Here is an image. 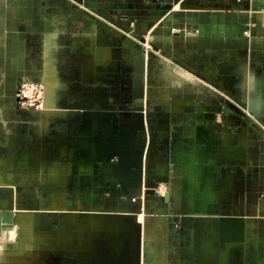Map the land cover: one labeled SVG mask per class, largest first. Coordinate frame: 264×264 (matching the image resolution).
<instances>
[{
	"label": "crops",
	"instance_id": "obj_1",
	"mask_svg": "<svg viewBox=\"0 0 264 264\" xmlns=\"http://www.w3.org/2000/svg\"><path fill=\"white\" fill-rule=\"evenodd\" d=\"M253 1L0 0V238L18 226L0 264H82L71 230L96 240L119 211L156 264H264ZM26 82L43 111L17 108Z\"/></svg>",
	"mask_w": 264,
	"mask_h": 264
},
{
	"label": "rangeland",
	"instance_id": "obj_2",
	"mask_svg": "<svg viewBox=\"0 0 264 264\" xmlns=\"http://www.w3.org/2000/svg\"><path fill=\"white\" fill-rule=\"evenodd\" d=\"M257 1H253L254 5H257ZM118 217L120 221L117 226L103 229L96 240L85 243L78 240L81 234L92 233L88 227L76 226L71 230L65 242L71 255L75 256V261L79 260L82 264H156L157 258L153 251H156V244L147 242L153 239L155 232L147 228L143 215L134 216V221L129 219L127 224L122 221L126 217L124 213L119 211ZM205 228L199 227L202 232ZM82 251L84 258H78Z\"/></svg>",
	"mask_w": 264,
	"mask_h": 264
},
{
	"label": "built area",
	"instance_id": "obj_3",
	"mask_svg": "<svg viewBox=\"0 0 264 264\" xmlns=\"http://www.w3.org/2000/svg\"><path fill=\"white\" fill-rule=\"evenodd\" d=\"M252 1V0H240ZM264 17V7L260 10ZM147 49L150 45L145 44ZM46 88L42 83H21L16 92V106L24 111H43L45 109Z\"/></svg>",
	"mask_w": 264,
	"mask_h": 264
},
{
	"label": "clouds",
	"instance_id": "obj_4",
	"mask_svg": "<svg viewBox=\"0 0 264 264\" xmlns=\"http://www.w3.org/2000/svg\"><path fill=\"white\" fill-rule=\"evenodd\" d=\"M186 83H188V81H186L183 77H179L172 83V86L182 88ZM17 239L18 226L14 227L8 232L6 239L0 238V257H3L6 250V246L10 244H15L17 242Z\"/></svg>",
	"mask_w": 264,
	"mask_h": 264
}]
</instances>
